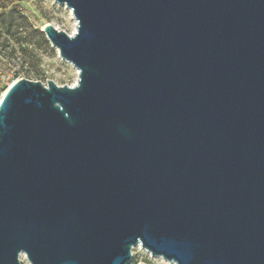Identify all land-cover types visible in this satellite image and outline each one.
I'll list each match as a JSON object with an SVG mask.
<instances>
[{"label":"water","instance_id":"95a60500","mask_svg":"<svg viewBox=\"0 0 264 264\" xmlns=\"http://www.w3.org/2000/svg\"><path fill=\"white\" fill-rule=\"evenodd\" d=\"M74 84L0 99V264H264V0H55Z\"/></svg>","mask_w":264,"mask_h":264},{"label":"rangeland","instance_id":"374dc122","mask_svg":"<svg viewBox=\"0 0 264 264\" xmlns=\"http://www.w3.org/2000/svg\"><path fill=\"white\" fill-rule=\"evenodd\" d=\"M9 11L7 21H11L8 33L0 31V95L7 87L6 83L18 77L31 80L52 79L56 84L72 85L78 72L63 58H60L51 43H45L33 31L47 23L68 34L75 32V20L64 4L55 0H0V12ZM24 14L26 21L18 15ZM7 55V58L5 57ZM7 69V73L4 71ZM10 82V83H11ZM20 264H29L27 258H22ZM131 264H162L166 263L158 257H151L150 252L136 248L132 249Z\"/></svg>","mask_w":264,"mask_h":264},{"label":"trees","instance_id":"16d2710c","mask_svg":"<svg viewBox=\"0 0 264 264\" xmlns=\"http://www.w3.org/2000/svg\"><path fill=\"white\" fill-rule=\"evenodd\" d=\"M9 14H10L9 11H1L0 12V31H4V32L8 33V37H5L7 40L9 39V35L11 36V31L9 30V28L11 26V21H7ZM18 15H20V17L26 21V17L24 14H21L19 12ZM33 31L39 36V38L42 41H44L45 43H48V40H46L45 34L41 31V29L33 28ZM5 57L7 58V55H5ZM4 72L7 73V69ZM129 264H131V263L129 262Z\"/></svg>","mask_w":264,"mask_h":264},{"label":"bare ground","instance_id":"6f19581e","mask_svg":"<svg viewBox=\"0 0 264 264\" xmlns=\"http://www.w3.org/2000/svg\"><path fill=\"white\" fill-rule=\"evenodd\" d=\"M70 12H71V10L70 9H68ZM75 20V19H74ZM76 23V22H75ZM74 33V32H73ZM57 50V49H56ZM67 61V60H66ZM77 72V71H76ZM13 82V81H12ZM11 82V83H12ZM11 83H9L8 85H10ZM7 85V86H8ZM5 90H6V87L4 88V91L1 93V95H0V99H1V97L4 95V93H5ZM135 247L136 248H139V249H141V250H145L146 252H149L147 249H145V248H142L141 246H140V244H137V245H135ZM20 256H22V258H25L26 256H25V253H21L20 254Z\"/></svg>","mask_w":264,"mask_h":264},{"label":"built area","instance_id":"2783aa9c","mask_svg":"<svg viewBox=\"0 0 264 264\" xmlns=\"http://www.w3.org/2000/svg\"><path fill=\"white\" fill-rule=\"evenodd\" d=\"M11 81H9V83H10ZM9 83H6L7 85L9 84ZM151 255V254H150ZM151 257H152V255H151ZM154 257V256H153ZM160 257V256H159ZM161 258V257H160ZM162 259V258H161ZM20 260H21V257H20ZM165 262V261H164Z\"/></svg>","mask_w":264,"mask_h":264}]
</instances>
